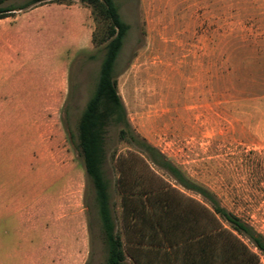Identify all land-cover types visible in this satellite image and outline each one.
Wrapping results in <instances>:
<instances>
[{
	"label": "rangeland",
	"instance_id": "obj_1",
	"mask_svg": "<svg viewBox=\"0 0 264 264\" xmlns=\"http://www.w3.org/2000/svg\"><path fill=\"white\" fill-rule=\"evenodd\" d=\"M115 3L128 25L115 74L132 131L264 236V0ZM10 18L14 23L40 19L38 32L26 31L37 35V49L56 46L67 92L44 121L7 123L10 131L0 138V182L6 189L0 201L8 209L0 216V264H105L92 186L70 139L97 81L104 50L92 35L100 36L105 22L80 0L35 4ZM118 132L119 127L107 128L105 172L122 233L116 157L136 148ZM28 148L39 171L35 164V170L19 168ZM149 166L183 190L164 170ZM17 197L23 205L19 214L11 207ZM245 242L264 264V255ZM150 249L135 247L133 254L145 261ZM122 264H137L132 251L126 249Z\"/></svg>",
	"mask_w": 264,
	"mask_h": 264
},
{
	"label": "trees",
	"instance_id": "obj_2",
	"mask_svg": "<svg viewBox=\"0 0 264 264\" xmlns=\"http://www.w3.org/2000/svg\"><path fill=\"white\" fill-rule=\"evenodd\" d=\"M7 1L0 0V19L16 10L53 0ZM80 1L90 6L95 18L105 22L102 34L92 35V42L103 45L104 52L95 87L79 116L76 135L71 134L70 139L82 157L85 175L92 186L105 243V264H122L126 249L132 251L137 264H146L143 256L133 254L135 247L151 248L154 264H162L163 259L174 264L179 249L189 245L195 247L184 250L193 253L194 262L187 261L190 264H259L258 254L245 240L264 255V236L222 206L209 188L192 180L154 145L132 131L115 74L128 25L122 20L115 0ZM109 126L119 127V138L136 148L124 157H116L122 233L116 229L111 185L105 172V139ZM149 162L164 170L183 190L200 195L202 200L158 178Z\"/></svg>",
	"mask_w": 264,
	"mask_h": 264
},
{
	"label": "crops",
	"instance_id": "obj_3",
	"mask_svg": "<svg viewBox=\"0 0 264 264\" xmlns=\"http://www.w3.org/2000/svg\"><path fill=\"white\" fill-rule=\"evenodd\" d=\"M13 20L15 19H11L10 16L0 19V138L10 131L7 123L44 121L51 107L63 104L67 92L66 71L62 66L58 67L56 46L43 44L42 46H46L47 49H37L34 46V38L36 39L37 35L32 38L26 31V27H32L33 31L38 32L42 24L40 19L33 23L27 21L14 23ZM24 132L25 130L22 135ZM24 151L27 162L22 163L19 168L35 170V166H32L35 164L39 171L36 164L38 158L34 156L33 150L28 148ZM5 191L0 182V199ZM11 205L18 214L23 211L19 197ZM7 210V204L0 201V216ZM54 244L56 250L57 235L54 237ZM181 248L183 249L176 253L177 260L174 264H190L187 261L193 263V253L189 254L184 250L195 247L189 245ZM147 258L148 256H145L146 264H154L152 254L149 255V259ZM166 262L169 264V260L163 259L162 264Z\"/></svg>",
	"mask_w": 264,
	"mask_h": 264
}]
</instances>
